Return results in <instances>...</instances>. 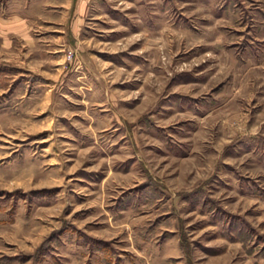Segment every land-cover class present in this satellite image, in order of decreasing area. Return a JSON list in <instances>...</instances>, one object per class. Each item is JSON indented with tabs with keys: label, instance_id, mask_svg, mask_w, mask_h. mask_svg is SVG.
Returning <instances> with one entry per match:
<instances>
[{
	"label": "rangeland",
	"instance_id": "rangeland-1",
	"mask_svg": "<svg viewBox=\"0 0 264 264\" xmlns=\"http://www.w3.org/2000/svg\"><path fill=\"white\" fill-rule=\"evenodd\" d=\"M0 264H264V0H0Z\"/></svg>",
	"mask_w": 264,
	"mask_h": 264
}]
</instances>
